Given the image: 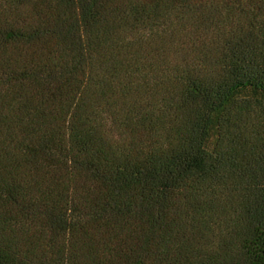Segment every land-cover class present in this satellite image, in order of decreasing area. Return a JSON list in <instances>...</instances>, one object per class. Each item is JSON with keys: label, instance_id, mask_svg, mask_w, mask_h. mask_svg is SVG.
<instances>
[{"label": "trees", "instance_id": "16d2710c", "mask_svg": "<svg viewBox=\"0 0 264 264\" xmlns=\"http://www.w3.org/2000/svg\"><path fill=\"white\" fill-rule=\"evenodd\" d=\"M0 264H264V0H0Z\"/></svg>", "mask_w": 264, "mask_h": 264}]
</instances>
